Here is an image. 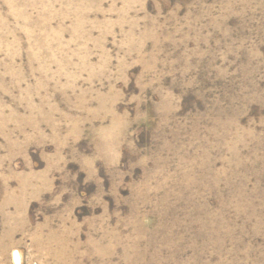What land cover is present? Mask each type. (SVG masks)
<instances>
[{
	"label": "rangeland",
	"instance_id": "374dc122",
	"mask_svg": "<svg viewBox=\"0 0 264 264\" xmlns=\"http://www.w3.org/2000/svg\"><path fill=\"white\" fill-rule=\"evenodd\" d=\"M0 264H264V0H0Z\"/></svg>",
	"mask_w": 264,
	"mask_h": 264
},
{
	"label": "bare ground",
	"instance_id": "6f19581e",
	"mask_svg": "<svg viewBox=\"0 0 264 264\" xmlns=\"http://www.w3.org/2000/svg\"><path fill=\"white\" fill-rule=\"evenodd\" d=\"M16 257V256H15Z\"/></svg>",
	"mask_w": 264,
	"mask_h": 264
}]
</instances>
